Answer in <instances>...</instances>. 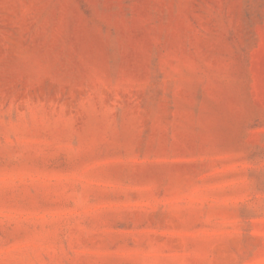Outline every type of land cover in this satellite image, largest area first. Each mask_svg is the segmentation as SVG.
Masks as SVG:
<instances>
[{
	"label": "rangeland",
	"instance_id": "obj_1",
	"mask_svg": "<svg viewBox=\"0 0 264 264\" xmlns=\"http://www.w3.org/2000/svg\"><path fill=\"white\" fill-rule=\"evenodd\" d=\"M0 264H264V0H0Z\"/></svg>",
	"mask_w": 264,
	"mask_h": 264
}]
</instances>
